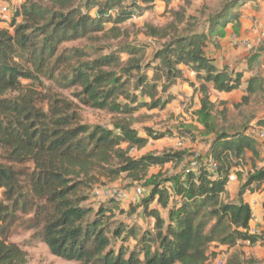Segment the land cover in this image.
I'll return each mask as SVG.
<instances>
[{
	"label": "trees",
	"instance_id": "trees-1",
	"mask_svg": "<svg viewBox=\"0 0 264 264\" xmlns=\"http://www.w3.org/2000/svg\"><path fill=\"white\" fill-rule=\"evenodd\" d=\"M254 1L229 0L201 32L190 27L170 34L147 26L148 36L166 40L148 60L146 45L131 41L125 25L157 2L169 9L172 0H25L9 24L13 31L0 27V264H28L25 249L8 238L18 212L33 215L52 255L81 264H209L213 244L264 241V227L251 232L254 212L244 192L238 201L227 197L230 176L248 153L260 158V143L248 134L250 124L216 130L217 104L211 101V90L240 89L243 74L219 68L207 54L229 26L239 32L242 9ZM75 42L86 44L64 48ZM182 65L196 74L198 86L184 79ZM56 78L80 89V104L119 117L113 128L84 124L75 103L46 91L42 80ZM180 80L201 95L197 114L214 134L208 155L218 170L150 177L155 167L182 163L185 153L133 157L135 149L166 134L147 128L142 135L132 117L144 108H164ZM262 93L264 78H251L236 108ZM257 126L264 129V121ZM122 176L149 188L144 204L150 230L116 224L119 200L86 204L95 186ZM253 184H264V166L252 169L244 190Z\"/></svg>",
	"mask_w": 264,
	"mask_h": 264
},
{
	"label": "rangeland",
	"instance_id": "rangeland-1",
	"mask_svg": "<svg viewBox=\"0 0 264 264\" xmlns=\"http://www.w3.org/2000/svg\"><path fill=\"white\" fill-rule=\"evenodd\" d=\"M228 1L172 0L169 9L166 8L165 3L157 2L152 10L141 17L133 19L125 27L129 29L131 41L146 45L147 58L150 60L155 50L166 40L148 36L146 32L147 26L152 25L155 28L167 30L170 34L174 33L175 28L181 33L190 27H194L196 31L201 32L208 29V25L206 24L208 17L219 11ZM24 2L25 0H0V6L12 4L14 8L19 10ZM253 5L255 7L256 4ZM253 5L250 8H245L253 19L250 24H247L249 33L244 35L245 37L242 39L240 36H235L239 41L250 40L252 47L248 49L242 44L233 42L237 45L234 47L237 53L234 58L233 69L242 68L240 64L244 60H247L249 61L248 69L251 71H264V37L260 36V32L256 30L259 27L264 31V1L259 6L261 8L260 12L251 8ZM245 7L247 6L245 5ZM21 20V18H18L17 23L21 22ZM0 27L13 31L9 24ZM85 44L86 42L69 43L64 48L82 47ZM239 46L247 50L245 52L246 54H243L240 50L238 51L237 47ZM223 59L226 58L223 57ZM42 82L46 91L50 90L52 93L58 94L75 103L84 124L90 126L102 125L113 128L115 121L119 119V117L107 111L97 110L80 104L76 98L80 89L66 87V84L61 78L54 80L43 79ZM169 93V101L164 108L153 111L144 108L137 111L132 117L133 127L142 135L146 134L147 128L152 129L155 133L166 134L165 137L159 140L151 139L149 144L143 149H135L131 153L133 157L139 158L147 154H161L170 151L185 153V159L182 163L177 165L170 163L163 168L155 167L151 169L150 177L158 174H163L165 178L183 176L186 171L195 168V164L198 162L196 156H200L202 159L209 158L208 151L214 137V134H207V129L200 122L197 114L200 109V94L196 93L189 85L184 84L173 87ZM241 97V92L234 93L230 96H220L216 92L211 91V101L217 104V110L215 111L216 130L250 124L251 129L249 131L251 132L256 131L258 121H264V93L254 95L251 97L248 105H243L238 109L236 108V104L241 103ZM221 102H227V105L221 106ZM258 164L264 166V152L262 151L260 153L259 159H254L252 154L249 153L248 157L238 167V173L234 175L236 182L231 185L230 193L231 197L238 198L241 192H244V198L252 200L255 214L261 218V223L253 230L256 231V234L252 233L253 235H258L262 231V227H264V215L262 213V211L264 212V194L263 196H260L261 193L252 195L246 193L244 188L248 183L249 173ZM104 181L92 189L90 192L91 198L86 204L97 206L111 200L110 198L105 199L93 195L94 190L97 188L109 187L124 191L128 196L120 201L122 212H117L116 224H133L141 230H150L153 220L147 217L145 213L144 199L149 194V188L145 186L144 182L133 183L125 176H122L114 182L106 183ZM137 187L145 191L143 198H139L135 194L134 191ZM261 192H264V190ZM256 201L257 204L255 203ZM161 212L167 218L168 211L161 210ZM38 231L39 228L35 225L33 215H25L20 212L15 214L14 220L8 225L9 240L25 249L28 254V264H81L52 255L49 248L39 238ZM131 244L133 247L134 243L131 242ZM210 255L212 262L209 264H264V241H260L254 246L250 243L240 242L237 246L231 248L213 244L210 249Z\"/></svg>",
	"mask_w": 264,
	"mask_h": 264
},
{
	"label": "crops",
	"instance_id": "crops-1",
	"mask_svg": "<svg viewBox=\"0 0 264 264\" xmlns=\"http://www.w3.org/2000/svg\"><path fill=\"white\" fill-rule=\"evenodd\" d=\"M263 1L264 0H261V1L260 0H256L254 2H250V3L246 4L247 7H244L242 9L243 16H242L241 21H240L239 32L236 33L235 30L233 29V27L229 26L228 30H227L226 37L219 40L218 47H215L213 44H210L208 49H207L208 56L216 59V64H217V66L219 68L222 69L224 67H227L228 69H230L231 72H239V73L243 74L242 86L240 87V89L235 90V91L230 92V93H219V92H216L215 90H211L213 92H216L220 96H228V95L230 96V95H233L234 93L241 92L242 97L240 98V100L242 102V98L246 95L247 82L251 78L256 77V76L264 78V71H251L250 69H248L249 61H247V60H244L243 63L240 64V65H242V68L233 69V65H234L233 62H234V58H235L236 53H237V50H235V48H234L237 45L235 43H233L234 39L236 38L235 36L236 35L240 36L241 39L243 37H245L244 35L249 33V29L247 27V24H250L251 20H253L251 18V14L249 12H247L245 8H250V6H252L253 4H256L255 7L253 5V7H251V8H254L257 12H260L261 8H259V6H261V4H263ZM3 25H5V24H0V26H3ZM237 48H238V51L240 50V52H242L243 54L247 51L242 46H239ZM223 57H225L226 59H223ZM248 60H250V58H248ZM245 62L248 65L244 64ZM180 68L183 70L184 79H189L193 83H196V85L198 86V82L196 80V74L187 66L182 65ZM183 84L184 85H188L183 80H180L176 86H181ZM176 86H174V87H176ZM224 103H227V102H224ZM261 129H262V127L258 126L256 128L255 132L257 133ZM262 130H264V129H262ZM256 138H257V141L260 143V152H262V151L264 152V146H263L264 143L262 141L258 140V137H256ZM248 155H249V153L247 154L246 157H248ZM261 167L262 166L260 164L259 168H261ZM232 175H235V173L232 174ZM234 182H236V177H235L234 180H232V181L230 180V183H229V186H228V195L227 196L228 197L230 196L229 198L232 201H238L239 197L238 198L237 197L234 198V197H231V194H230L231 193V185ZM263 190H264V184H253L250 187H248L245 192L249 193V194H252V195H255V194L258 195V193H261L260 196H263L264 192H261ZM243 200L251 206V208H252V210L254 212V217H253V220H252L251 225H250L251 226V232H252L255 229V227L258 224L261 223V218L257 214H255V210H254V207H253L252 200H247L246 198H244V195H243ZM255 203L257 204V201ZM262 213L264 215L263 211H262Z\"/></svg>",
	"mask_w": 264,
	"mask_h": 264
},
{
	"label": "built area",
	"instance_id": "built-area-1",
	"mask_svg": "<svg viewBox=\"0 0 264 264\" xmlns=\"http://www.w3.org/2000/svg\"><path fill=\"white\" fill-rule=\"evenodd\" d=\"M17 1H21V0H17ZM17 9L13 7V5L11 4H4L0 6V24H10L12 23V21L15 18ZM257 32H260V36L264 37V31H262V29H260L259 27L256 28ZM236 44H242L244 46H246V48L251 49L252 47V42L250 40H243V41H239L236 38L234 39V41ZM249 135L251 136H256L258 137V140L262 141L264 143V130H259V132H255V131H249L248 132ZM198 158V162L195 164V168L192 170H197L198 168L201 167H205L207 168L209 171L216 173L218 170V164L216 163V161L209 156V158L207 159H202L200 158V156H196ZM189 171V170H188ZM235 176L231 175L230 176V180H234ZM135 194H137V196L139 198H143L145 191L140 188L137 187L135 189ZM93 195H95L96 197H103V198H110V199H116L119 201H122L123 199H125L128 194L124 191H120L117 189H112L109 187H101V188H97L94 190ZM253 234H256V231L252 232ZM221 264V263H219Z\"/></svg>",
	"mask_w": 264,
	"mask_h": 264
}]
</instances>
